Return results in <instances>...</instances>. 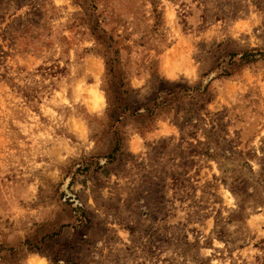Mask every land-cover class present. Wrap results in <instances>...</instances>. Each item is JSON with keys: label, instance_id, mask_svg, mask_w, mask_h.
Here are the masks:
<instances>
[{"label": "rangeland", "instance_id": "obj_1", "mask_svg": "<svg viewBox=\"0 0 264 264\" xmlns=\"http://www.w3.org/2000/svg\"><path fill=\"white\" fill-rule=\"evenodd\" d=\"M262 167L264 0H0V264H264Z\"/></svg>", "mask_w": 264, "mask_h": 264}, {"label": "trees", "instance_id": "obj_2", "mask_svg": "<svg viewBox=\"0 0 264 264\" xmlns=\"http://www.w3.org/2000/svg\"><path fill=\"white\" fill-rule=\"evenodd\" d=\"M260 175H262L261 177H259V182L264 185V167L261 168L260 171ZM230 189L234 192V193H238L239 189L237 188V185L235 186H231Z\"/></svg>", "mask_w": 264, "mask_h": 264}, {"label": "bare ground", "instance_id": "obj_3", "mask_svg": "<svg viewBox=\"0 0 264 264\" xmlns=\"http://www.w3.org/2000/svg\"><path fill=\"white\" fill-rule=\"evenodd\" d=\"M94 95H96V94H94ZM95 99H98V100H96V102H97L96 105H98V104H99V101L101 100V99H100V96H98V97L95 98ZM35 260H36V258H35ZM35 260H33V261H35ZM38 260H39V259H38ZM38 260H37V261H38ZM33 261H32V262H33ZM39 263H42V262L39 261ZM37 264H38V263H37ZM42 264H43V263H42Z\"/></svg>", "mask_w": 264, "mask_h": 264}]
</instances>
